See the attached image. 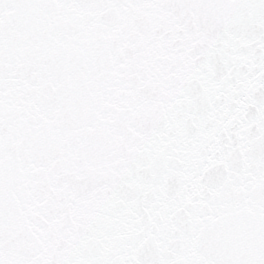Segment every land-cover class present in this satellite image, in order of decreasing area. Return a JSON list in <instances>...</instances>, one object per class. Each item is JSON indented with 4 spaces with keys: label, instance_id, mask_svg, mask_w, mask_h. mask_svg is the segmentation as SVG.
Wrapping results in <instances>:
<instances>
[{
    "label": "snow or ice",
    "instance_id": "6c2138e0",
    "mask_svg": "<svg viewBox=\"0 0 264 264\" xmlns=\"http://www.w3.org/2000/svg\"><path fill=\"white\" fill-rule=\"evenodd\" d=\"M0 264H264V0H0Z\"/></svg>",
    "mask_w": 264,
    "mask_h": 264
}]
</instances>
